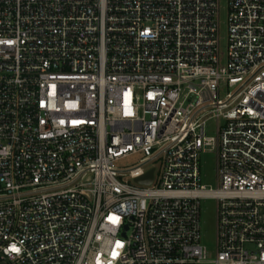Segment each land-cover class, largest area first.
Here are the masks:
<instances>
[{
    "label": "built area",
    "instance_id": "1",
    "mask_svg": "<svg viewBox=\"0 0 264 264\" xmlns=\"http://www.w3.org/2000/svg\"><path fill=\"white\" fill-rule=\"evenodd\" d=\"M219 10L0 0V264H206L204 198L211 263L264 264V0H229L225 65Z\"/></svg>",
    "mask_w": 264,
    "mask_h": 264
},
{
    "label": "rangeland",
    "instance_id": "2",
    "mask_svg": "<svg viewBox=\"0 0 264 264\" xmlns=\"http://www.w3.org/2000/svg\"><path fill=\"white\" fill-rule=\"evenodd\" d=\"M220 51L222 64L228 59V20L229 0H220ZM206 136L216 137V121L210 120L206 124ZM141 157L133 156L121 159L116 163L118 169H129L140 163ZM201 185L207 188H217V157L212 151L200 154ZM216 224H217V202L212 198L201 200V237L202 245L208 252V263L216 256Z\"/></svg>",
    "mask_w": 264,
    "mask_h": 264
},
{
    "label": "water",
    "instance_id": "3",
    "mask_svg": "<svg viewBox=\"0 0 264 264\" xmlns=\"http://www.w3.org/2000/svg\"><path fill=\"white\" fill-rule=\"evenodd\" d=\"M154 177V171H151L148 175L137 180L138 183L151 184Z\"/></svg>",
    "mask_w": 264,
    "mask_h": 264
},
{
    "label": "snow or ice",
    "instance_id": "4",
    "mask_svg": "<svg viewBox=\"0 0 264 264\" xmlns=\"http://www.w3.org/2000/svg\"><path fill=\"white\" fill-rule=\"evenodd\" d=\"M14 251L16 250V249H13Z\"/></svg>",
    "mask_w": 264,
    "mask_h": 264
}]
</instances>
